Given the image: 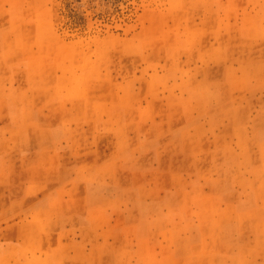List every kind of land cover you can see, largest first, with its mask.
I'll return each instance as SVG.
<instances>
[{
    "label": "rangeland",
    "instance_id": "rangeland-1",
    "mask_svg": "<svg viewBox=\"0 0 264 264\" xmlns=\"http://www.w3.org/2000/svg\"><path fill=\"white\" fill-rule=\"evenodd\" d=\"M21 99L26 114L46 118L30 122V147L39 135L58 148L37 179L52 180L55 163L64 177L78 168L77 188L67 190L79 198L74 229H111L102 243L95 235L101 262L185 264L166 245L190 249V264L210 262L196 243L204 223L192 193L200 179L229 176L231 144L243 158L234 168H247L233 116L248 105L254 132L264 127V0H0L1 143L3 115ZM262 147L255 138L249 154ZM29 216V229L61 223L53 213ZM135 229L153 230L135 245Z\"/></svg>",
    "mask_w": 264,
    "mask_h": 264
},
{
    "label": "crops",
    "instance_id": "crops-1",
    "mask_svg": "<svg viewBox=\"0 0 264 264\" xmlns=\"http://www.w3.org/2000/svg\"><path fill=\"white\" fill-rule=\"evenodd\" d=\"M18 102L20 103L15 104L12 101L8 106L6 114L3 115L5 124L1 127V129L5 127L9 134L5 136V143H1L0 140V264H105L95 255L97 249H102L99 246L93 250L94 240L95 235L100 234L102 243L104 233L111 232V229H74L81 216L79 198L77 193L69 195L67 190L77 188L78 168L70 166L69 170H74L75 176L71 173L64 177L63 165L55 163L50 174L52 180L37 179L39 177L37 166L42 158L55 155L58 148L54 149L53 142L43 144L38 139L39 135L35 136L37 139H34L33 147H30V122L39 123L46 118L38 113L26 114L25 109L28 105L25 104V100L21 99ZM246 107V114L235 115L230 121L239 122L238 125L241 127V138L246 146L243 151L247 153V168L240 172L234 168V163L241 162L243 158L239 157V148L231 144L229 155L224 157L226 165H223L228 168L226 175L229 176L205 179L204 182L200 179L196 191L192 193L197 201L199 220H203L204 223L197 230L196 243L200 250L208 248L212 252L210 262L200 261L197 264H248L250 261H253V264H264V257L260 254L262 248L264 249L263 243L256 248L259 253L251 246L255 245L253 242L264 241V160L261 156L264 154V147L260 152H257V147L249 154L255 138L261 143L264 142V127L254 132V114L248 109V105ZM19 123H22L21 128ZM14 132L18 135L21 133V138L17 137L16 145L12 143ZM24 132L26 135L22 134ZM61 134L63 132L58 131L57 138L62 137ZM231 135L237 143L238 131H231ZM1 136L3 135L0 134ZM258 154L261 159L260 165L256 159ZM31 174H34L33 182ZM32 183L44 187L46 191L31 192ZM61 202H66V206L61 208L59 206ZM37 212L53 213L59 223L61 222L60 225L55 224L52 229H29V215ZM239 217H244L245 223L239 222ZM64 223L66 229H60ZM152 230L135 229L134 234L137 238L135 245L136 241L147 236ZM173 230L167 229V234L173 233ZM121 231L118 229L119 234ZM118 240L119 249L124 248L123 243L126 240L123 235ZM188 243L190 246L191 241ZM223 244L226 246L224 249L230 251L231 260L222 258L218 246ZM166 246L167 257L174 256L185 264H190V249L178 245ZM134 248L135 251L138 250V246ZM234 258L239 259V262ZM137 263L138 259L135 264ZM119 264H124V261L121 259Z\"/></svg>",
    "mask_w": 264,
    "mask_h": 264
}]
</instances>
